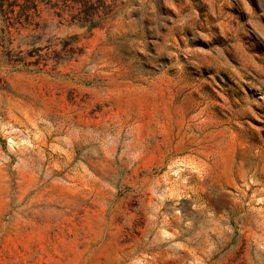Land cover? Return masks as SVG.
<instances>
[{"label": "rangeland", "instance_id": "rangeland-1", "mask_svg": "<svg viewBox=\"0 0 264 264\" xmlns=\"http://www.w3.org/2000/svg\"><path fill=\"white\" fill-rule=\"evenodd\" d=\"M0 264H264V0H0Z\"/></svg>", "mask_w": 264, "mask_h": 264}]
</instances>
